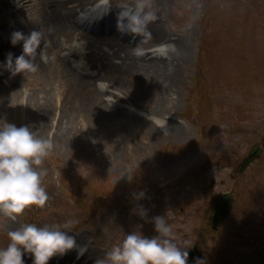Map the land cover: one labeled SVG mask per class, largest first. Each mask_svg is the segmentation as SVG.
I'll return each instance as SVG.
<instances>
[{
	"label": "rangeland",
	"instance_id": "obj_1",
	"mask_svg": "<svg viewBox=\"0 0 264 264\" xmlns=\"http://www.w3.org/2000/svg\"><path fill=\"white\" fill-rule=\"evenodd\" d=\"M161 1L167 4L165 28L189 30L190 57L177 69L176 104L161 114L182 122L185 135L159 144L142 134L136 146L124 140L105 152L90 142L79 150L54 148L43 164L47 206L26 210L18 224L78 221L65 230L98 246L94 262L85 263L96 264L126 234L158 235L152 218L163 216L179 246H200L202 264H263L264 0ZM110 2L136 7V0ZM0 60V84L55 92L54 79L38 72L13 76ZM255 146L259 156L236 174ZM140 192L145 196L137 200ZM222 193L232 194L234 203L229 217L212 229V202ZM140 206L146 219L134 211ZM11 230L0 220V250L10 243Z\"/></svg>",
	"mask_w": 264,
	"mask_h": 264
},
{
	"label": "bare ground",
	"instance_id": "obj_2",
	"mask_svg": "<svg viewBox=\"0 0 264 264\" xmlns=\"http://www.w3.org/2000/svg\"><path fill=\"white\" fill-rule=\"evenodd\" d=\"M92 2L0 0V26L9 32L0 33L6 39L1 53H11L12 58L22 54V42L15 46L11 43L13 32H41V49L47 59L42 60L38 52L34 63L40 76L54 79L56 84L54 93H28L17 83L0 84V126L4 122L28 126L37 137L50 139L59 150H79V146L90 142L105 152V146L124 140L133 139L136 146L135 138L142 134H151L159 144L185 135L182 122L170 121L161 114L164 106L176 104L177 69L190 57L185 45L189 42L188 28L172 33L164 24L168 15L166 2L146 0L145 11L151 12L154 19L137 34L132 45L112 34L94 35L76 17L78 9H86ZM106 16L103 12L100 18ZM132 33L128 30L125 36ZM161 42L164 44L159 46ZM50 55L54 57L50 59ZM69 58H80L83 70L94 74L77 70ZM0 220L10 229L20 227L18 220L13 222L2 214ZM68 234L86 251L81 255L74 249L54 257L57 263L52 258L49 264L94 262L95 254L101 251L98 246L86 240L83 233ZM23 260L24 264H33L31 254L25 253Z\"/></svg>",
	"mask_w": 264,
	"mask_h": 264
},
{
	"label": "clouds",
	"instance_id": "obj_3",
	"mask_svg": "<svg viewBox=\"0 0 264 264\" xmlns=\"http://www.w3.org/2000/svg\"><path fill=\"white\" fill-rule=\"evenodd\" d=\"M146 0H138L134 9L121 13L118 26L126 27L133 33H142L147 23L154 19L151 12H146ZM22 42V54L13 62L8 54L5 67L13 76L35 73L38 65L34 60L38 54L46 60L41 49L42 33L32 31L25 35L15 31L11 34V43L15 46ZM54 150L50 139L37 137L28 126L17 127L4 122L0 126V214L15 222L26 210L47 206L49 195L43 186L47 169L43 167L45 159ZM129 181L133 176L127 174ZM145 193L136 194L137 200L144 198ZM142 219L147 218L143 206L134 210ZM155 226L154 237H145L140 231L126 234L123 241L115 245L98 259L96 264H187V247L182 248L176 242V236L166 217L152 218ZM78 221L68 220L63 225L23 224L7 233L10 243L0 250V264H24L25 253L31 254L33 264H49L56 256H63L72 250L82 255L86 249L77 244L70 230ZM83 249V250H82ZM203 261H197L202 264Z\"/></svg>",
	"mask_w": 264,
	"mask_h": 264
},
{
	"label": "water",
	"instance_id": "obj_4",
	"mask_svg": "<svg viewBox=\"0 0 264 264\" xmlns=\"http://www.w3.org/2000/svg\"><path fill=\"white\" fill-rule=\"evenodd\" d=\"M259 148L255 147L253 151L249 154V156L244 160L241 170L244 169L245 166L249 164L251 160H253L259 154ZM213 184V182H211ZM232 205V198L228 194H224L219 196L213 202V211L209 222L213 228H216L223 222L230 213V208ZM188 252L187 264H197V261H202L201 251L199 245H193L185 249Z\"/></svg>",
	"mask_w": 264,
	"mask_h": 264
}]
</instances>
